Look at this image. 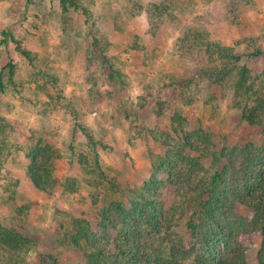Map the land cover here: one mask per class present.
<instances>
[{
	"label": "rangeland",
	"instance_id": "rangeland-1",
	"mask_svg": "<svg viewBox=\"0 0 264 264\" xmlns=\"http://www.w3.org/2000/svg\"><path fill=\"white\" fill-rule=\"evenodd\" d=\"M162 1L84 0L88 26L73 9L66 14L61 0H0V69L9 61L7 53L16 67L13 84L5 75L0 119L13 126L11 140L21 147L1 168L0 178L7 184L0 185V221L32 240L19 264H88L84 249L73 242L75 222L85 221L102 236L100 211L114 204L131 209L140 194L171 213L172 236L189 245L195 240L188 229L190 211L183 213L177 196L179 185L186 197L207 184L218 166L231 167L232 160L238 167L246 146L264 147V125L246 123L234 108V81L216 85L176 54L188 30H204L212 41L234 48L241 66L263 74L264 40L252 41L264 36V0H197L190 9L155 14L152 23L146 12L130 15L138 13L136 5ZM5 32L17 43H7ZM19 47L32 53L36 68ZM257 49L262 54L254 57ZM192 53L203 56L201 45ZM175 112L185 119L179 139L171 131ZM82 128L100 143L99 162L108 181L79 164L83 153L96 162ZM185 137L221 161L187 150L203 165L177 164L176 170L159 171L169 152L163 142L179 145ZM38 147L57 160L51 163L56 186L46 192L27 176ZM116 223L117 229L106 230L112 240L121 237L124 225L119 218ZM237 242L248 263L258 264L260 235L247 232ZM226 249L223 243L218 246L221 253Z\"/></svg>",
	"mask_w": 264,
	"mask_h": 264
},
{
	"label": "trees",
	"instance_id": "trees-1",
	"mask_svg": "<svg viewBox=\"0 0 264 264\" xmlns=\"http://www.w3.org/2000/svg\"><path fill=\"white\" fill-rule=\"evenodd\" d=\"M196 1L163 0L149 7L136 5L138 13L131 11L130 15L135 17L139 13L146 12L152 23L155 14L161 17L170 15L175 10L173 8L190 9ZM61 3L66 14L68 8H71L84 18L88 26L91 25L90 12L84 0H61ZM4 35L8 40L7 43L9 39L17 43L9 32H5ZM263 40L264 36H260L252 43L263 42ZM192 41L195 43L188 45L192 48L187 51L185 47ZM180 43L176 54L181 60L193 62L197 74L216 85L224 86L232 79L235 83L234 103L236 106L234 108L241 113V118L246 123L252 126L264 125V73L255 74L247 66H241L239 63L241 56L235 53L234 48L224 47L212 41L209 33L204 30H188ZM94 44L100 48L96 38ZM200 45L203 49L201 54L203 56H196L192 50ZM18 49L22 56L31 63V67L36 68L32 53L21 47ZM261 54L262 50L257 49L253 56L257 57ZM7 56L9 61L0 69V93H3L7 87L5 75L10 83H14L16 67L9 53ZM46 76L52 75L46 72ZM46 76L42 74L41 77ZM184 120L180 112H175L172 117L171 131L177 139L181 137L185 129ZM13 130V126L6 119H0V173L1 168L8 163L14 153L21 151V147L11 140ZM81 130L95 149L96 162L90 163L88 155L83 153L80 154L82 157L79 159V164L96 173L102 181H108L99 162L97 145L100 143L88 134L87 129L82 128ZM181 140L179 145H172L169 141L163 142L165 149L169 152L164 157L163 168L160 167L159 171L160 169L167 171L168 168L170 171L176 170L177 164H186L189 168L203 165L202 159L192 158L187 150L199 153L204 158L214 156L216 162L222 159L208 149L195 146L194 141L187 137ZM171 153H178L179 156H170ZM34 157L36 159H32L27 176L31 178L38 190L46 192L56 186L51 163L57 160L51 152L42 147L34 149ZM230 162L231 167L218 166L207 184L186 192L188 194L186 197L180 194V191L185 188L179 185L177 196L182 203L183 213L187 209L190 211L188 229L196 242L186 245L179 238L173 237L170 232L174 220L171 213L168 214L167 211L161 210L157 203L147 195L140 194V198L132 202L131 209L114 204L110 212L100 211L99 214L105 228L102 236L85 221L77 220L75 222L77 230L73 236L74 244L77 248L84 249L88 264H249L245 249L238 245L237 241L247 232L254 231L261 237L257 262L264 264V147L250 144L240 154L238 167L233 164L234 161L230 160ZM153 182L154 179L147 183V191L152 190ZM5 183L4 178H0V185H5ZM6 191L9 190L6 189ZM245 211L250 215H244ZM118 218L124 223L120 233L121 237L112 240L106 230L108 231L112 226L117 229ZM221 243L227 247L223 253L218 250ZM31 244L30 237L5 226L0 221V262L21 263L30 250ZM4 256L7 257V261L2 260Z\"/></svg>",
	"mask_w": 264,
	"mask_h": 264
}]
</instances>
